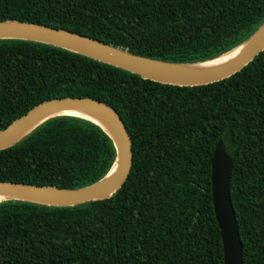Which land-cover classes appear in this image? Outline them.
I'll return each mask as SVG.
<instances>
[{
  "label": "trees",
  "instance_id": "obj_1",
  "mask_svg": "<svg viewBox=\"0 0 264 264\" xmlns=\"http://www.w3.org/2000/svg\"><path fill=\"white\" fill-rule=\"evenodd\" d=\"M0 21L66 29L172 63L226 54L264 22V0H0ZM90 97L121 117L131 166L111 196L73 206L0 201V264H222L210 158H232L243 264H264V48L224 79L179 86L51 44L0 38V130L49 99ZM110 137L63 114L0 149V181L78 188L115 160Z\"/></svg>",
  "mask_w": 264,
  "mask_h": 264
},
{
  "label": "water",
  "instance_id": "obj_2",
  "mask_svg": "<svg viewBox=\"0 0 264 264\" xmlns=\"http://www.w3.org/2000/svg\"><path fill=\"white\" fill-rule=\"evenodd\" d=\"M0 38L51 44L138 74L142 78L190 86L224 79L247 65L264 48V22L247 40L234 48L241 47L234 57L221 65L201 71L184 69L187 65L200 62L181 64L151 59L76 32L33 22L0 21ZM176 67L182 70H177ZM78 110L93 114L98 120L84 118L99 126L114 144L115 160L107 174L92 184L74 189L0 181V194L4 196L1 200L15 199L52 206H73L91 200L105 199L119 189L131 166L130 137L121 117L103 101L73 96L45 100L0 130V149L13 145L48 118L63 114L73 115L69 112ZM210 164L211 198L222 244V264H243V244L239 237L238 224L229 193L232 158L227 153L221 137L214 146ZM113 168V173L108 176Z\"/></svg>",
  "mask_w": 264,
  "mask_h": 264
},
{
  "label": "bare ground",
  "instance_id": "obj_3",
  "mask_svg": "<svg viewBox=\"0 0 264 264\" xmlns=\"http://www.w3.org/2000/svg\"><path fill=\"white\" fill-rule=\"evenodd\" d=\"M241 47H238L236 49L231 50L229 53H226L224 55H222L221 57L209 60V61H204V62H200V63H195V64H191V65H187L184 67V69L187 70H191V71H201V70H207L213 67H216L218 65L223 64L224 62L230 60L232 57H234L239 51H240ZM177 70H182V68L176 67ZM69 113L73 114V115H79V116H83V117H88V118H92L94 120H98L93 114H91L88 111L85 110H78V111H70ZM114 171V168L112 169V171L110 172V174L108 176H110ZM4 196L0 194V200L3 199Z\"/></svg>",
  "mask_w": 264,
  "mask_h": 264
}]
</instances>
